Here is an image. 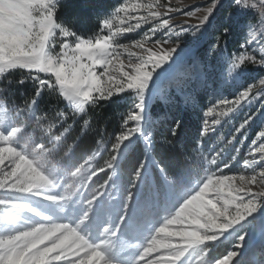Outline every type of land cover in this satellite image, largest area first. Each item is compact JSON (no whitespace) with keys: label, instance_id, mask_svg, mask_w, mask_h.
I'll return each mask as SVG.
<instances>
[{"label":"snow or ice","instance_id":"6c2138e0","mask_svg":"<svg viewBox=\"0 0 264 264\" xmlns=\"http://www.w3.org/2000/svg\"><path fill=\"white\" fill-rule=\"evenodd\" d=\"M233 2L237 7L258 9L264 25V0ZM219 5L220 0H211L198 24L181 26L169 17L178 9L161 12L165 5L160 0L137 2L132 7L147 14L135 18V24L112 31L117 21L123 25L132 19L126 5L103 20L109 35L85 39L56 22L57 0H0V74L25 69L36 86L35 98L25 101L23 108L13 109L15 122L5 124L0 119V190L4 193L0 198V264H245L236 257L245 248L246 238L256 233L264 237V126L251 142V159L244 160L250 170L247 175H225L223 169H230L231 163L221 160L223 148H213L215 155L203 159L215 166V171L209 168L189 189L190 177L184 168H161L146 151L128 186L117 188V160L122 148H129L134 138L142 139L148 149L152 146L153 121L147 105L154 94V74L159 78L157 69L166 71L162 65L177 54L181 34L190 33L197 39L205 29L215 27L213 14ZM185 15L194 16L195 12ZM151 22H155L150 29L153 35L166 33L155 40L158 50L146 47L151 39L148 33L132 45L141 50L139 53L113 44L123 33ZM221 27L222 35L229 34L228 27ZM57 32L72 37L73 42L62 43L61 50L54 52ZM250 34L253 43L256 35L260 37L259 56L247 50L246 37L241 45L244 50L225 61L227 73L225 76L221 70L222 80L239 82L247 64L264 69V30L257 33L253 28ZM169 43L173 46L163 47ZM125 52L127 65L119 59ZM41 73L48 78H41ZM259 84L264 85V79ZM255 88V84L248 85L234 99L212 103L204 113L201 136L212 134L215 126L245 101L264 97V89ZM45 89L58 91L71 111L55 109L54 116L36 115L37 100ZM126 91L135 94V102L114 138L113 154L104 167L94 165L95 155L82 163L74 162L73 147H67L57 159L58 148L72 128L69 120L75 122L78 116L87 115L88 107ZM260 107L264 109V104ZM255 115H247L239 123L227 144L236 141L237 134L247 138L246 128ZM88 125L85 119L83 127ZM179 127L177 123L172 129L173 136ZM150 162L156 163L161 177L151 176ZM256 164L261 165L259 170ZM105 171L113 175L89 194L93 178ZM162 211L167 215L154 222ZM65 220L69 222H58ZM224 241L232 242L226 254L211 255Z\"/></svg>","mask_w":264,"mask_h":264},{"label":"rangeland","instance_id":"374dc122","mask_svg":"<svg viewBox=\"0 0 264 264\" xmlns=\"http://www.w3.org/2000/svg\"><path fill=\"white\" fill-rule=\"evenodd\" d=\"M61 1L64 0H57L56 12L59 8V3ZM137 2L148 3L149 0H113L111 7H108L106 9H104V7L99 8L97 12V19L99 22H101L100 28L95 30L91 36L84 38L91 39L93 36L109 35V30L103 27V20L113 17L117 9H121L126 5L128 6V15L129 17H132V19H129L128 23H125L123 25H120L119 21H117L112 31H115V28L119 26L128 27L129 24H135V18L142 17L147 14V12L143 9L136 10L132 7ZM160 3L165 5V7L160 9L161 12H167L168 8L178 9V11L176 12L169 13L170 21L173 24H179L183 26L185 24H198V17L201 16L203 14V10L210 5L211 0H160ZM223 8L224 12L219 18L220 21L214 22L215 27L205 29L202 34H198L197 39H193V36L190 33L181 34V39L179 42L180 48H178L177 54H174L173 60H170L166 64L162 65V68L166 71L161 72V69H157V72L161 73L160 77L157 78L155 74L153 76L155 88H153L154 94L152 98L148 101L147 112L151 120L153 121L151 128L152 131V129L155 126L159 125L161 123L160 121L167 116L166 113H168L163 112L158 116L151 114L149 108L151 104L155 102V100L160 99L163 102H167L169 107H171L172 104L178 102H182L183 104H191L192 102L196 101L195 94L204 92L207 95V106L203 110V119L198 138L199 145L202 148L201 157L210 158L212 155H215V152L212 151L213 148L216 151H219L221 148H223L224 151L222 153L221 160L224 162L231 163L230 169H223L224 174L238 175L240 173H244L247 175L249 174L250 170L247 168V166L244 165V160L251 159V156L249 155V148L251 146V142L258 135L261 126H264V115L260 114L261 112H264V109H261L260 107L261 104H264V97L252 99L250 103L248 101H245L236 112L229 114V116L227 117H224L221 120V123L215 126V131L212 134L203 137L201 136L203 122L205 119L204 113L207 112V108L210 107L212 103H219L221 99L232 100L235 98L236 95H238L240 90H242L244 87H247L248 85L255 84L256 88L254 89V91H260L261 89H264V85L259 84V80L264 79V69H261L258 66L252 64L246 65V71L244 72L239 82L234 83L231 78H226V80H222L221 70L224 71L226 76L227 64L225 63V61H227L229 57H232V55L228 54L225 49L222 48L220 45L221 35L219 34V27L221 21H223L224 23H228L229 19L232 18L235 10L242 12L246 11L247 14L251 16V19H249V21L245 23H238V30H232L231 37L233 39H236L237 35L239 34L244 43L245 38L247 37L249 39V43L247 45V47L249 48L248 51H255V54L257 56H259L260 37L259 35H256V42L253 43L251 42L253 38L250 33L253 28L256 29L257 33H259V31L261 30H264V25H261L260 23L261 17L258 9L246 8L243 5L237 7L234 4L233 0H220V5L218 6L216 12H214L213 15L215 16L216 13L221 9L223 10ZM189 11L195 12V15H185V13ZM256 15L258 16L257 20H252V18ZM121 16H123V13H121ZM154 23L155 22H151L148 24L142 23L141 26L135 31L125 32L122 35L118 36L116 40L113 41V44L128 46L130 51L139 53L141 50L133 47L132 45L135 41L141 40L145 33H148L151 39L146 44V47H153L154 50H158L159 46L155 45V40L164 38L166 33L162 31H157L153 35L150 32V29L153 27ZM230 24L233 25L232 23ZM240 31L241 33H239ZM64 42L72 44L73 38L62 37L59 35V32H57L54 52H59L61 50L62 43ZM172 46L173 45L171 43L163 45V47L166 48ZM180 49H183V52H181ZM177 57H179V59H177ZM119 59L125 65L128 64L129 57L126 52L123 53ZM174 61L175 63H173ZM133 62H135V59H133ZM125 70L128 69L126 68ZM97 71L100 72L103 71V69L97 68ZM9 74H11V77L5 84L3 81ZM33 75H35V72H33ZM40 75L41 78H48V74L41 73ZM20 81H23V83H20ZM18 90L21 91V96H23L20 100L16 99L15 97ZM35 91L36 86L33 80L28 77V70L17 68L9 71L8 73L0 74V103L3 104V110L0 111V119L4 120L5 124H8L10 121L15 122L17 117L15 116L13 109L23 108L25 105V101H30L31 99L35 98ZM42 94H45L46 96V98H44V103H49L52 98L56 104H49V112H46L47 110H44L45 107L38 108L36 106V115L48 113L49 115L54 116L55 109H63L69 112L71 111L70 107L67 106L66 102L63 100L62 96H60L58 91L53 92L51 90L45 89ZM57 95L61 97L62 104L57 101L56 97H53ZM111 100H117V106L119 107L118 112L121 115L127 117L128 112L131 110L135 102V94L131 91H126L125 93L120 94L119 97L114 96ZM254 113L256 114L255 118L253 119V121H251L250 125L246 128L245 131L247 138L244 139L242 135L237 134L236 141H234L232 144H227V141L231 139L232 135L234 134V129L239 126V123L242 122V120L247 115H251ZM82 117L83 116H78L75 122L69 120L68 123L72 124V128H74L77 122H81ZM24 118H27V115H25ZM208 119L210 121L212 117H208ZM78 126V128H82L81 126H83V124ZM87 128L88 127H83L82 132L87 130ZM91 131L93 132V130ZM134 140L136 139L134 138ZM241 141L243 142L241 143ZM140 143L143 147V156L140 161L142 162L144 159L145 152H151V149L154 145L153 135L151 149L146 148L145 142L142 139H140ZM129 148H122L121 155L118 157L117 160V188L120 190H122V187L119 178V158L124 153H126ZM112 154L113 153L111 151V145L107 146L106 143H98V145L92 149L91 154L88 155L87 158L91 155H95V160L93 161L94 165L97 167H104L105 162L109 160ZM233 157H235V160H233ZM257 159L259 158L257 157ZM203 160L206 164V167L200 179H202L203 176L207 174V170L209 168H211L212 171H215V166H209L207 164V161L205 159ZM220 166L222 167V163L220 164ZM254 167L259 170L261 165L256 164L254 165ZM112 175L113 173L111 171H105L103 173H100L97 177H94L93 181L90 184L89 194L91 190H94L99 187L100 184H102ZM132 176L133 174L130 178H128L123 188L128 186V183L132 179ZM200 179L196 180L194 183L188 184V188H194ZM109 190L113 191L114 194H119L111 188ZM256 190L259 189L257 188ZM3 195V190H0V198H2ZM2 210L3 206H0V211ZM164 215H167V212L162 211L159 216L154 218V222L162 219ZM58 222L67 223L69 221L65 220ZM224 242H227L229 246L228 249L232 247L231 241ZM214 250L215 248L213 249V251ZM213 251L211 255L215 256ZM224 254H226V252ZM240 259H243L244 261L248 260V264H264V237H262L259 233H256L253 236L246 238L245 248L241 250V255L236 257V260Z\"/></svg>","mask_w":264,"mask_h":264},{"label":"trees","instance_id":"16d2710c","mask_svg":"<svg viewBox=\"0 0 264 264\" xmlns=\"http://www.w3.org/2000/svg\"><path fill=\"white\" fill-rule=\"evenodd\" d=\"M113 0H64L59 3V8L55 14V19L58 23L68 27L71 31L77 33L81 37L91 36L95 30L100 28V23L97 19V12L99 8L104 9L111 7ZM224 12L221 9L215 15V22L220 21L219 18ZM257 15L252 20H257ZM251 19V16L246 11H234L232 18L228 23L221 21L219 27V34L221 35L220 45L230 55H238L242 50L241 45L244 44L241 36L238 34L236 39L231 37L232 30H238V23H245ZM232 23L233 25H231ZM221 25L229 28V34L222 35L223 29ZM233 27V28H232ZM241 33V31L239 32ZM247 50L249 48L247 47ZM9 74L3 81L5 84L10 79ZM29 91V90H28ZM28 93V92H27ZM16 99L20 100L21 91L16 93ZM56 97L57 101L62 104L61 97ZM196 101L191 104L188 103H174L171 107L167 102L160 99L155 100L149 108L151 114L155 116L163 112L167 116L161 120L160 124L152 129L154 145L151 149V155L155 162L161 168L169 165H179L184 168L190 177V182L194 183L203 175L206 164L202 156V148L199 145L200 127L203 119V110L207 106V95L204 92L195 94ZM45 94H41L38 98L36 106L44 108L49 112V104L55 105V101L51 98L49 103H44ZM117 100L101 101L98 105L90 106L87 110V115L81 118V122H77L74 128L65 135L63 144L58 148L57 159L63 156V152L67 147H73V161L83 162L88 155L91 154L92 149L98 143H106L112 145L115 136L121 130V127L126 120V116L118 112ZM84 119L89 120L87 130L83 131L78 128V125L83 124ZM179 123L180 127L177 129L175 136L172 135V129ZM93 130V132L91 131ZM100 132V134H99ZM91 133V134H90ZM102 137H101V136ZM143 156V147L140 139H136L131 147L119 158V178L123 190L128 178L131 177L135 168L140 163ZM156 163L150 162L148 170L153 178L161 177ZM227 242L218 245L213 251L215 256L224 254L228 250ZM248 264V260L245 261Z\"/></svg>","mask_w":264,"mask_h":264}]
</instances>
